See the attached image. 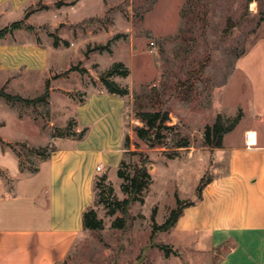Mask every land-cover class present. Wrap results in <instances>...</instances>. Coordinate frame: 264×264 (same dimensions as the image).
Listing matches in <instances>:
<instances>
[{"label": "rangeland", "instance_id": "1", "mask_svg": "<svg viewBox=\"0 0 264 264\" xmlns=\"http://www.w3.org/2000/svg\"><path fill=\"white\" fill-rule=\"evenodd\" d=\"M257 1L256 15L251 13L250 0H120L114 6L107 4L104 12L99 0H91L70 13V19L103 14L79 24L54 26L61 14L52 10L33 18L46 23L34 27L42 37H69L76 42L72 46L62 40V51L53 54L61 69L51 76L21 74L0 84V89L27 98L42 95L48 81L51 89L50 97L35 106L0 98V150L13 152L23 172H34L58 147L59 138L71 137L77 124L71 111L88 93L86 89L104 88L101 75L123 62L129 76L111 79L129 89L125 161L129 168L145 162L152 175L144 200L132 205L128 225L120 229L114 221L123 214L111 215L110 210L128 197L123 180L115 170L101 174L96 182L104 186L96 195L102 193L103 203L95 209L104 228L81 235L61 264H170L177 256L169 231L154 232V223L167 220L178 198L195 200L201 179L213 176L214 151L204 145L206 126L219 115L224 120L235 118L250 104L251 79L243 73L229 77L238 56L264 36V29L257 26L264 0ZM106 44L107 50H94ZM157 110L170 112L168 125L174 129L165 131L167 146L149 148L137 136L136 127L144 125L137 114ZM177 132L188 137L191 146L170 158ZM235 134L233 130L226 136ZM3 175L8 179V174ZM159 245H168L173 253L167 255Z\"/></svg>", "mask_w": 264, "mask_h": 264}, {"label": "crops", "instance_id": "2", "mask_svg": "<svg viewBox=\"0 0 264 264\" xmlns=\"http://www.w3.org/2000/svg\"><path fill=\"white\" fill-rule=\"evenodd\" d=\"M99 1L103 12L107 4L120 3ZM90 2L0 0V29L25 23L0 40V84L21 74L29 78L59 71L53 54L62 51L61 45L27 26L46 24L33 18L48 10L61 14L54 26L65 22L72 26L102 15L70 19V13ZM259 9L260 3L251 1V13L256 15ZM257 26L264 29V22ZM62 40L72 46L76 42L64 37L59 43ZM239 73L252 81L247 91L250 104L242 107L235 135H225L220 148L206 147L214 151L213 176L202 197L192 200L194 204L169 230V243L178 252L170 264H264V36L238 56L229 79ZM86 91L71 111L77 123L74 130L87 128L86 135L59 138L58 147L37 171L23 172L13 152L0 150V264L64 262L87 231L83 218L96 206L97 178L118 171L125 159L126 96L105 87Z\"/></svg>", "mask_w": 264, "mask_h": 264}, {"label": "trees", "instance_id": "3", "mask_svg": "<svg viewBox=\"0 0 264 264\" xmlns=\"http://www.w3.org/2000/svg\"><path fill=\"white\" fill-rule=\"evenodd\" d=\"M252 0H250L251 2ZM259 22H264V9L260 12ZM25 26L24 21H17L12 23L3 29H0V40L3 39L15 30L20 29ZM29 29L34 30L32 26H27ZM59 39L56 38L55 44L58 46ZM66 44H69L67 41ZM109 48V45H97L94 50L105 51ZM130 74V70L125 66L123 62H116L113 66L101 75V82L106 87V89L113 94H118L121 96H126L129 94V89L121 87L117 82L113 81L111 78L114 76L127 77ZM50 97V82H47L45 92L35 98H27L21 95H14L7 92L5 89H0V98H5L10 102H20L28 105H37ZM138 118L144 123L143 126L136 127L137 136L145 141L149 148L165 147L167 146L168 135L166 130L174 129L173 126L168 125L171 121L170 112L157 110V111H140ZM242 119V113H240L235 118H230L224 120L222 115L217 117L216 122L208 124L204 132V145L210 148H220L223 146L224 137L227 133L233 131L236 126L240 123ZM88 129H83L80 133L75 130L71 133V136L84 137ZM129 138L127 139V141ZM174 144L171 149H175L174 153L169 154L170 158H175L179 155L178 150L183 148H189L191 146V141L188 137H184L177 132L174 137ZM49 156V155H48ZM36 169L35 171H37ZM118 176L123 180L122 188L127 194V198L124 200L116 201L114 206L110 210L111 215H115L117 212L123 214L122 218H118L114 221V227L125 229L128 225V215L130 208L136 202L143 201V194L150 187L152 183V175L149 171L148 165L142 162L140 165L134 168H129L125 159L122 161L121 166L118 169ZM106 177H103L105 180ZM104 182V181H103ZM211 182L210 177L204 176L198 186V198L202 197L203 189ZM100 184V185H99ZM104 183L96 182L95 190L102 186ZM97 196V195H96ZM178 206L170 211L167 220L162 224L158 225L154 223V232L157 231H169L175 226L180 216L183 214L184 210L192 206L194 201H184L180 198L177 199ZM103 203L102 193L98 194L96 204ZM84 227L87 230H100L104 228V220L99 218L98 212L95 208H90L84 213ZM161 249L165 251L167 255L173 253L172 249L168 245H159Z\"/></svg>", "mask_w": 264, "mask_h": 264}, {"label": "built area", "instance_id": "4", "mask_svg": "<svg viewBox=\"0 0 264 264\" xmlns=\"http://www.w3.org/2000/svg\"><path fill=\"white\" fill-rule=\"evenodd\" d=\"M98 171H102V167H98Z\"/></svg>", "mask_w": 264, "mask_h": 264}, {"label": "water", "instance_id": "5", "mask_svg": "<svg viewBox=\"0 0 264 264\" xmlns=\"http://www.w3.org/2000/svg\"><path fill=\"white\" fill-rule=\"evenodd\" d=\"M29 17V15H27V18Z\"/></svg>", "mask_w": 264, "mask_h": 264}]
</instances>
